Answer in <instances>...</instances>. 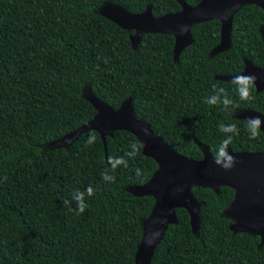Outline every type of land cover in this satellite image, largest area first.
I'll return each mask as SVG.
<instances>
[{
    "label": "trees",
    "instance_id": "16d2710c",
    "mask_svg": "<svg viewBox=\"0 0 264 264\" xmlns=\"http://www.w3.org/2000/svg\"><path fill=\"white\" fill-rule=\"evenodd\" d=\"M106 2L130 14L149 6L155 18L181 9L176 0H0V264H135L155 202L128 189L146 184L157 164L123 131L106 138V152L94 131L67 148L48 146L96 116L86 87L114 110L131 98L135 117L188 159H202L194 141L213 157L228 138L233 153L264 151L263 133L253 139L249 122L232 118L241 110L264 115V91L214 79L241 73L245 61L264 68L263 10H239L229 50L214 57L219 21L193 27L175 61L173 36L148 34L133 48V32L98 13ZM244 91L250 99H241ZM213 97L217 103L206 102ZM191 192L200 203L197 234L178 209L151 264H264L260 238L230 230L224 212L233 189ZM77 195L86 205L79 214Z\"/></svg>",
    "mask_w": 264,
    "mask_h": 264
},
{
    "label": "water",
    "instance_id": "95a60500",
    "mask_svg": "<svg viewBox=\"0 0 264 264\" xmlns=\"http://www.w3.org/2000/svg\"><path fill=\"white\" fill-rule=\"evenodd\" d=\"M176 1L180 11L158 18L153 17L149 6L140 14H130L120 5L110 2L104 3L98 13L122 30L133 32L129 37L133 48L148 34L173 36V58L177 61L183 49L192 44L193 27L219 21V44L210 52V57H214L229 50L233 18L239 10L254 5L264 11V0H201L194 7L187 6L183 0ZM259 34L264 45V23L259 28ZM252 77L254 80L246 79ZM214 79L227 83L246 82L254 86L256 93L264 91V68H257L248 61H245L241 73ZM86 91L89 96L85 95V90L83 96L95 109L96 116L49 147L67 148L82 134L94 131L100 136L106 152V138L123 131L138 140L142 156L151 158L157 164V170L146 184L128 189L134 196H151L155 202L150 216L142 222V238L135 253V264H151L154 251L167 229L177 223L178 209L188 213L191 231L197 234L200 203L191 192L193 187L215 192L221 187L233 189L234 199L224 212L233 222L230 230L259 237L260 247L264 245V151L233 153L227 147V152L235 157V164L230 170H225L214 163L207 147L194 141L202 159H188L171 149L148 124L135 117L131 98L114 110L95 98L88 89ZM256 117L264 121V115L253 110H241L232 116L247 122ZM259 130L264 135V123Z\"/></svg>",
    "mask_w": 264,
    "mask_h": 264
},
{
    "label": "clouds",
    "instance_id": "9594fccd",
    "mask_svg": "<svg viewBox=\"0 0 264 264\" xmlns=\"http://www.w3.org/2000/svg\"><path fill=\"white\" fill-rule=\"evenodd\" d=\"M246 79H250V80H254V77L252 78H246ZM214 91H215V88H214ZM221 92H224L223 89H220ZM240 97L241 99H250V92L249 91H244L242 93H240ZM207 103H212V104H215L218 102V97H213L211 100H206ZM231 103V100L229 99H224L223 100V104L225 106H227L228 104ZM262 123H264V121H261L258 117L256 118H253L252 120L249 121V124H248V127H249V131L251 133V138H255L259 132V128L261 127ZM220 128L221 130H227V131H237L235 129V126L234 125H229V126H225V125H220ZM94 140V137L90 138L87 143L88 144H91ZM231 142V139L228 138L226 140H224L221 144V147L219 148L216 156L214 157V163H216L217 165L223 167L225 170H230L234 164H235V157L232 156L231 154H229L227 152V146L228 144ZM128 155H134V153H129ZM120 163H123L125 166H127V162L124 161L122 158L119 160ZM136 173L137 175L140 174V169H136ZM114 179V177H113ZM89 194H91V189H89ZM76 200L78 202V213L79 214L80 212H83L86 205L83 203V197L82 195H77L76 197ZM65 203V206L68 207V203L67 201H64ZM71 210V209H70Z\"/></svg>",
    "mask_w": 264,
    "mask_h": 264
},
{
    "label": "rangeland",
    "instance_id": "374dc122",
    "mask_svg": "<svg viewBox=\"0 0 264 264\" xmlns=\"http://www.w3.org/2000/svg\"><path fill=\"white\" fill-rule=\"evenodd\" d=\"M88 88L86 87V88H84V90H85V95L86 96H89V94H88V92L86 91ZM49 146V145H48Z\"/></svg>",
    "mask_w": 264,
    "mask_h": 264
},
{
    "label": "flooded vegetation",
    "instance_id": "af4514ba",
    "mask_svg": "<svg viewBox=\"0 0 264 264\" xmlns=\"http://www.w3.org/2000/svg\"><path fill=\"white\" fill-rule=\"evenodd\" d=\"M236 112H238V111H236ZM236 112H234V114H232V116H233V115H235V114H236Z\"/></svg>",
    "mask_w": 264,
    "mask_h": 264
}]
</instances>
